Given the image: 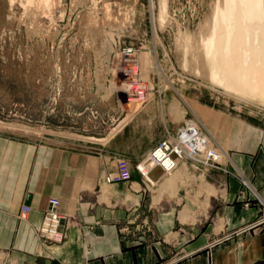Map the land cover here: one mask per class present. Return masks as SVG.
<instances>
[{"label":"crops","instance_id":"0c3cea01","mask_svg":"<svg viewBox=\"0 0 264 264\" xmlns=\"http://www.w3.org/2000/svg\"><path fill=\"white\" fill-rule=\"evenodd\" d=\"M164 105L147 103L105 144L0 133V264H264V134L223 139L229 164L183 165L192 177L171 193L165 177L153 170L151 184L133 165L174 129ZM120 155L131 179L106 185ZM50 198L69 222L61 244L38 238Z\"/></svg>","mask_w":264,"mask_h":264},{"label":"rangeland","instance_id":"374dc122","mask_svg":"<svg viewBox=\"0 0 264 264\" xmlns=\"http://www.w3.org/2000/svg\"><path fill=\"white\" fill-rule=\"evenodd\" d=\"M16 1L0 0V124L41 131L34 135L0 127L1 134L39 145L105 144L134 108L137 111L131 120L147 103L162 102L167 106L166 122L175 126L133 164L141 176L140 166L151 162L150 152L162 142L176 143L177 133L188 123L198 125L201 137L210 140L221 162L205 164L186 157L174 159L177 168L188 165L195 170L201 165L215 168L229 164L225 161L229 146L223 139L242 143L250 136H263L264 107L246 108L228 98L223 89L207 80L202 57L201 73L196 75L192 57L186 52V38L198 43L200 31H205L213 10L223 0H117L126 18L115 28L100 25L99 29L107 33L103 38L85 30L84 15L91 8L88 1L72 4L71 0H61L64 16L46 32L31 27L28 15L21 12ZM98 9L101 15L102 9ZM59 15L58 10L56 17ZM149 57L159 74L146 73L149 69L144 59ZM133 89L138 92L132 93ZM131 93L135 96L128 99ZM173 102L180 106L174 116L169 111ZM120 159L128 164L120 155L114 158L115 166ZM114 173L105 178L106 185L112 184L108 180L115 177ZM128 174L130 181L129 164ZM190 177L187 170L186 179L179 183ZM52 210L65 218L57 208ZM44 215L45 211L40 227ZM258 221L263 223L264 217ZM68 224L66 220L64 239Z\"/></svg>","mask_w":264,"mask_h":264},{"label":"bare ground","instance_id":"6f19581e","mask_svg":"<svg viewBox=\"0 0 264 264\" xmlns=\"http://www.w3.org/2000/svg\"><path fill=\"white\" fill-rule=\"evenodd\" d=\"M71 1L72 4H74V1L76 2L77 0ZM85 1L89 2L91 8L89 12L86 11L87 13L84 15L83 24L87 33H93L97 35L96 37L103 38L107 35L105 31L99 29L100 25L103 24L115 28L116 25L124 21L122 19L126 18L119 9L116 3L117 0ZM16 2L18 6L20 5L22 9L21 12L28 15V21L31 27L37 31L42 30L46 32V29L50 28L57 19H61L64 16L61 9V0H17ZM78 5L80 4L78 3ZM98 8H101L103 11L101 15L98 14ZM58 10L60 15L56 17V12ZM213 11V16H211L212 21H207L205 24V31H200L198 43L195 44L192 37L188 36L186 38V52L192 57L196 75H200L201 73L199 63L200 57H202L203 71L212 86L223 89V94L236 101V103L244 104L246 108L253 105L252 107L256 106V108L263 109L264 0H223V4H219ZM114 17H116V19H114ZM146 56L148 57V55ZM143 57H145V55L142 56V59ZM144 62L148 65L146 69H149L148 72L145 71L146 73L155 72L157 74L159 72L158 68L153 65L154 62L150 60V57L146 59V61L144 59ZM131 76H133V74ZM120 92H122V90ZM137 92V89H133L132 91V93L135 94ZM134 96L133 94H129L127 97L131 99ZM134 109L118 126L117 132L122 130L127 122L131 120L133 114L137 111V109ZM179 110V104L174 102L169 108L173 116L177 114ZM0 127L34 135L40 134L41 131L3 124H0ZM177 134L176 143L169 140V143L173 144L174 147L171 146L168 141L161 143L158 148H154L150 152L148 161L151 162L147 165L143 164L140 166L142 176L151 184L154 183L153 170H155L157 174L159 173V176L165 177V181L171 186L170 189H166V187L165 189L169 190L171 193H174L177 183L186 179L187 175V169L185 167L177 168V162L174 159L178 160L190 157L193 160L200 159L202 160L201 162L205 164L210 161L221 162V158L212 151L210 140L201 137L198 125H195V123H188L186 129L180 130ZM112 137L113 135L109 138ZM173 155L175 156L172 157ZM188 180L187 178L186 181ZM165 181H163V183ZM160 187L162 189L164 188L162 186ZM160 189L159 191H161ZM207 189L208 186H206V190ZM159 194L157 195L159 196ZM26 209V211L21 210L23 216L30 211L29 207ZM50 211H52V209L48 212ZM65 221V218L60 216L56 224L57 230L62 234Z\"/></svg>","mask_w":264,"mask_h":264},{"label":"built area","instance_id":"2783aa9c","mask_svg":"<svg viewBox=\"0 0 264 264\" xmlns=\"http://www.w3.org/2000/svg\"><path fill=\"white\" fill-rule=\"evenodd\" d=\"M114 176L115 177H113L111 180H108V182L116 183L129 180L130 176L128 174V164L124 159L117 161L116 172L114 173ZM48 202L52 207L55 208L59 205V201L55 198H50ZM26 208L27 207H22L21 210L26 211ZM53 211L54 210L45 212L42 225L38 232L40 240L46 244L61 243L64 239V235L56 228V224L59 221L60 215Z\"/></svg>","mask_w":264,"mask_h":264}]
</instances>
